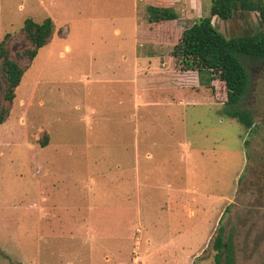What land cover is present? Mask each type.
Here are the masks:
<instances>
[{"label": "rangeland", "instance_id": "obj_1", "mask_svg": "<svg viewBox=\"0 0 264 264\" xmlns=\"http://www.w3.org/2000/svg\"><path fill=\"white\" fill-rule=\"evenodd\" d=\"M174 1L0 0L12 52L25 19L54 25L0 125V264H213L219 227L234 264H264V60L241 58L235 108L252 133L226 116L219 80L170 101L191 74L170 29L135 26ZM196 3L178 32L209 15ZM212 24L232 39L261 30L256 13Z\"/></svg>", "mask_w": 264, "mask_h": 264}, {"label": "trees", "instance_id": "obj_2", "mask_svg": "<svg viewBox=\"0 0 264 264\" xmlns=\"http://www.w3.org/2000/svg\"><path fill=\"white\" fill-rule=\"evenodd\" d=\"M154 3L146 8L148 24L176 21L179 18L171 6H166L168 3ZM237 13H256L261 30L253 35L232 39L226 38L212 24L213 18L228 21ZM53 33L51 19L46 18L41 22L25 19L21 28L26 43L23 49L12 52L9 34L0 41V125L9 118L15 90L24 73L31 66L38 51L50 43ZM170 55L179 65L180 72L196 74L199 86L210 89L213 81L219 80L225 90L226 116L237 120L246 129L251 128L250 115L235 106L242 100L248 87V75L241 58L264 60L263 0H210L209 15L182 28ZM206 73L207 79L204 78ZM45 143L46 137L41 142L42 147ZM212 250L213 264H234L233 243L231 237L223 238L222 227L217 230Z\"/></svg>", "mask_w": 264, "mask_h": 264}, {"label": "crops", "instance_id": "obj_3", "mask_svg": "<svg viewBox=\"0 0 264 264\" xmlns=\"http://www.w3.org/2000/svg\"><path fill=\"white\" fill-rule=\"evenodd\" d=\"M155 1H157V0H155ZM164 1H167V0H164ZM170 1H172V0H170ZM176 1H181V0H175L174 2H168V4L166 5V6H171V7H173V9L176 11V13L178 14L180 11L182 12V11H184V10H191V11H193V8H196L197 7V1L198 0H196V2H194V1H192V0H185V1H182V3L181 4H178V3H180V2H176ZM166 4V3H165ZM179 15V14H178ZM179 20V18L176 20V21H170V22H164V23H162V24H160V25H162V26H164V28L165 29H170V31L168 32V33H166L165 34V36L167 37V41L168 42H170V41H172V40H175V43L177 42V40H178V38H179V36H180V34H181V31L180 32H178V30H176V26H175V24L177 23V21ZM137 24H136V26H135V28L137 29H139L141 26H144V25H148L149 27L150 26H152V24H148V23H146L145 21H140L139 23H138V21L136 22ZM155 25V24H154ZM150 30V29H149ZM173 34V35H172ZM138 40V39H137ZM139 41V40H138ZM140 42V41H139ZM173 46V45H172ZM154 49H155V47H154ZM155 58H159V57H156V55L153 53V56H151V57H146V55L144 56V57H142L141 59L140 58H138V56L136 55V57H135V63H139V62H143V61H145V60H153V59H155ZM177 73H179L180 74V77H182V79L183 78H186V75H188V74H191V86L190 87H177V88H179V89H175V88H173V87H169L171 90V92H172V96L173 97H171L170 98V101H178V102H180L179 100H182L183 98L185 99V98H187L188 96H190V95H194L195 93H197V91H198V89L199 88H201L202 86H199L198 85V82H197V77H196V74L193 72V73H191V72H177ZM183 75V76H182ZM173 76L172 75H170V78H172ZM176 77H178V76H176ZM183 96V97H182ZM192 98V96H190V98L189 99H191ZM188 99V98H187ZM169 101V100H168ZM177 102V103H178Z\"/></svg>", "mask_w": 264, "mask_h": 264}]
</instances>
